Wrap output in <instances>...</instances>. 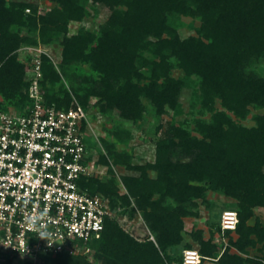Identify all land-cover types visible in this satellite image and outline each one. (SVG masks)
Wrapping results in <instances>:
<instances>
[{
	"label": "trees",
	"instance_id": "obj_1",
	"mask_svg": "<svg viewBox=\"0 0 264 264\" xmlns=\"http://www.w3.org/2000/svg\"><path fill=\"white\" fill-rule=\"evenodd\" d=\"M42 0H0V106L22 109L28 103L26 66L14 51L25 41L64 44L66 65L90 63L101 88H88L81 97L88 108L89 97H100L104 114L120 110L119 119L138 122L152 106L156 117L168 109L184 112L183 89H193L191 108L201 104V117L172 122L157 143L154 162L134 164L130 154L119 150L131 131L117 124L104 138V146L116 163L140 171L124 176L130 194L142 209L157 242H139L119 223L125 211L134 215L128 195L119 194L116 180L90 177L84 186L90 193H102L116 212L107 218L102 238L90 242L92 255L52 254L42 256L52 264H183V252L170 249L184 240V217L198 215L200 202L208 203V191H219L237 199V239L231 244L242 251L263 243L264 225L249 224L256 207L264 206V0H49L57 5L39 13ZM110 10L98 31L83 27L69 35V23L82 21L101 9ZM29 9V11H28ZM177 15L200 20L195 33L182 38L171 22ZM180 69L183 74L175 75ZM44 77L57 82L60 76L47 58ZM55 90V88H54ZM64 92V90H62ZM49 102L68 106L56 91L46 94ZM218 101L219 105L218 106ZM255 124L241 122L252 112ZM210 113L209 119L203 115ZM180 148L187 157L174 160ZM106 161V157L102 155ZM154 170L151 177L148 170ZM122 207L121 211L117 208ZM221 230V216L217 223ZM227 230L226 232H230ZM204 256L214 257L218 248L194 233ZM193 248L187 242L184 249ZM92 257H91V256ZM94 258V259H93ZM6 264L14 259L7 256ZM264 264L244 258L230 249L218 264Z\"/></svg>",
	"mask_w": 264,
	"mask_h": 264
},
{
	"label": "built area",
	"instance_id": "obj_2",
	"mask_svg": "<svg viewBox=\"0 0 264 264\" xmlns=\"http://www.w3.org/2000/svg\"><path fill=\"white\" fill-rule=\"evenodd\" d=\"M42 62L37 55L28 103L0 106V250L20 264H39L47 254H92L90 242L116 216L103 194L84 186L95 170L90 111L78 100L68 106L47 100ZM238 223V212L225 210L220 233ZM205 258L194 248L183 251V264Z\"/></svg>",
	"mask_w": 264,
	"mask_h": 264
},
{
	"label": "rangeland",
	"instance_id": "obj_3",
	"mask_svg": "<svg viewBox=\"0 0 264 264\" xmlns=\"http://www.w3.org/2000/svg\"><path fill=\"white\" fill-rule=\"evenodd\" d=\"M56 5V2L42 0L39 13L44 14ZM109 14L110 10L105 8L101 9L98 15L92 13L86 16L82 21H71L69 23V35L78 33L83 27H87L93 31H98L99 25L104 22ZM171 22L178 29L182 38H186L190 34H194L195 28L200 25V20L198 18L184 15L171 17ZM37 37L39 38L37 42H23L14 51V55L16 56L17 61L25 64V80L28 83L31 74L33 73V65L37 55L41 54L43 62L44 59L47 58L49 62L52 63V66H54L60 78L57 82H53L50 78L46 79L43 77L42 85L45 97L49 91H56L63 97L62 99H67L69 104L73 100H78L82 103L80 98L86 94L88 88H101L99 76L92 69L90 63L78 62L77 64L66 65L63 59L64 44H62L61 41L48 43L44 42L40 35ZM258 69L264 74V63L259 65ZM174 74L178 76L183 73L180 69H176L174 70ZM62 90H64V92H62ZM193 93L194 92L191 87L183 89L181 101L184 106V112L182 114L176 115L173 110L168 109L166 113L156 117L151 109L152 106L148 104L149 111L145 113V119L136 123L133 121H124L122 118L119 119V109L114 111L112 115L104 114L99 108V102L101 100L100 97L97 95H91L89 97L88 108L90 109L92 126L95 133L90 140L95 160V170L91 177L101 180H110L114 177L119 194L129 196L132 201L130 208L133 206L135 207V214L132 215L129 209V211H125L126 213L120 217H115L117 220L118 217L119 219L121 218L119 220L121 226L139 242L152 240L158 245L156 234L150 229L142 209L137 205L135 198L130 194L124 179V176L126 175H139L141 172L130 170L125 165L116 163L106 151L103 139L109 138L108 132L110 130H114L117 124H121L122 127L131 131V135L127 143L118 144L119 150L130 154L134 164L146 165L150 162H154L157 155V143L166 134L172 122L187 119L190 122L188 124L190 128H194L193 118L202 116L199 111V108L201 107L200 103L195 109L191 108ZM218 106H220L219 101ZM10 107L17 108L15 105H11ZM259 112H263V110L253 108L249 116L246 119L241 120V122L247 126L254 125V116ZM203 116L209 119L210 113ZM102 155L106 157V161L102 159ZM172 157L174 160L187 159L180 148L173 151ZM148 172L151 177H156V172L154 170L149 169ZM207 197L208 203L200 202V205L197 208L199 212L198 215L184 217V240L181 245L170 249L171 253L174 255H180L183 252V246L187 242L192 243L193 248L200 251L201 244L195 239L194 233L202 232L204 240H212V242L218 246L214 257L206 256L207 258L203 260V264H218V259L228 249H230L232 253H238L244 258L261 260L264 254L262 251L263 243H259L257 246H249L246 251H242L231 244L232 238H238L236 230L226 232L224 235L218 230L217 223L220 220V216L222 217L223 212L225 210H237V199L214 190H209ZM248 222L250 225H254L257 222L264 225V206L256 207L254 209V215ZM52 257H56V255H51V258ZM6 263H8L7 256L0 250V264ZM13 264H20V262L15 261ZM39 264L52 263L50 262V259H43L39 262ZM172 264H180V262L173 261ZM250 264L255 263L250 262Z\"/></svg>",
	"mask_w": 264,
	"mask_h": 264
},
{
	"label": "crops",
	"instance_id": "obj_4",
	"mask_svg": "<svg viewBox=\"0 0 264 264\" xmlns=\"http://www.w3.org/2000/svg\"><path fill=\"white\" fill-rule=\"evenodd\" d=\"M202 264H203V262H202Z\"/></svg>",
	"mask_w": 264,
	"mask_h": 264
}]
</instances>
